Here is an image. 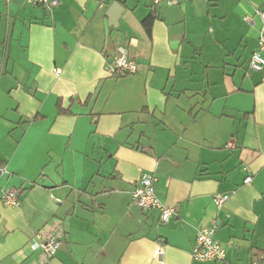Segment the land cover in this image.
<instances>
[{
  "label": "crops",
  "instance_id": "crops-1",
  "mask_svg": "<svg viewBox=\"0 0 264 264\" xmlns=\"http://www.w3.org/2000/svg\"><path fill=\"white\" fill-rule=\"evenodd\" d=\"M263 6L0 0V187L21 188L0 203V264H158V244L164 264H264V67L248 69ZM118 48L135 73L107 71ZM143 173L175 209L166 222L133 203ZM213 224L224 259H191ZM50 226L62 242L44 260L26 244Z\"/></svg>",
  "mask_w": 264,
  "mask_h": 264
},
{
  "label": "built area",
  "instance_id": "built-area-1",
  "mask_svg": "<svg viewBox=\"0 0 264 264\" xmlns=\"http://www.w3.org/2000/svg\"><path fill=\"white\" fill-rule=\"evenodd\" d=\"M179 1L185 0H151L154 5L165 2L167 5H173ZM32 5L51 7L58 3V0H27ZM255 15L260 19L261 24L257 37L256 49L252 52L248 69L251 71H260L264 67V6L255 10ZM107 71L116 77L135 73L137 65L131 59L126 50L118 48L117 55L108 62ZM6 168L0 167V173H5ZM251 175L244 178V183H250ZM155 176L150 173H143L137 184L132 190V200L135 205L141 209H154L159 212L161 222H166L175 214L173 207L166 206L155 193ZM21 188L10 187L3 189L0 187V203L6 207H16L20 203ZM229 198L228 193H218L213 197L214 205L219 208ZM216 225L200 228L197 231L195 243L191 249V259L196 261H222L225 257L224 247L215 238ZM61 238L54 227H47L35 233L27 242V247L32 251H39L42 259L52 258L61 245ZM152 259L158 264H164V249L158 244L152 253ZM239 264H263L261 260L255 259Z\"/></svg>",
  "mask_w": 264,
  "mask_h": 264
},
{
  "label": "water",
  "instance_id": "water-1",
  "mask_svg": "<svg viewBox=\"0 0 264 264\" xmlns=\"http://www.w3.org/2000/svg\"><path fill=\"white\" fill-rule=\"evenodd\" d=\"M123 10H124V8L119 2L115 1L112 3L110 15H109V24L110 25H113V26L117 25L118 18L122 14ZM43 186L44 187H50L51 183L49 181H47L43 184Z\"/></svg>",
  "mask_w": 264,
  "mask_h": 264
},
{
  "label": "trees",
  "instance_id": "trees-1",
  "mask_svg": "<svg viewBox=\"0 0 264 264\" xmlns=\"http://www.w3.org/2000/svg\"><path fill=\"white\" fill-rule=\"evenodd\" d=\"M155 17H156L155 12H154V11H151V12L147 15V17L143 20V25H144L145 30L147 31V33H150V27H151V24H152L153 20L155 19ZM57 111H58L59 113L63 112V111L61 110V108H60L59 103H57Z\"/></svg>",
  "mask_w": 264,
  "mask_h": 264
}]
</instances>
